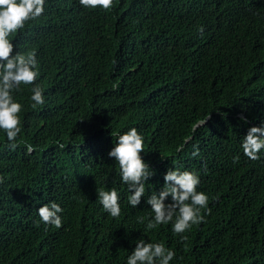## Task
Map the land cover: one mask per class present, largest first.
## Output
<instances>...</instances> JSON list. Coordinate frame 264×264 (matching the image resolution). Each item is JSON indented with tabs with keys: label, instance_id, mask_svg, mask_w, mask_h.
Segmentation results:
<instances>
[{
	"label": "trees",
	"instance_id": "trees-1",
	"mask_svg": "<svg viewBox=\"0 0 264 264\" xmlns=\"http://www.w3.org/2000/svg\"><path fill=\"white\" fill-rule=\"evenodd\" d=\"M10 39L35 51L45 104L22 85L15 149L0 130V264H127L141 238L173 250L170 264H264V150L252 161L241 147L264 126V0H46ZM131 128L155 173L137 208L108 156ZM169 168L196 173L209 197L186 241L171 222L146 229ZM111 188L117 218L98 200ZM51 202L59 229L38 215Z\"/></svg>",
	"mask_w": 264,
	"mask_h": 264
},
{
	"label": "clouds",
	"instance_id": "clouds-1",
	"mask_svg": "<svg viewBox=\"0 0 264 264\" xmlns=\"http://www.w3.org/2000/svg\"><path fill=\"white\" fill-rule=\"evenodd\" d=\"M45 2L46 0H0V130L6 133L12 149L17 147V138L22 131L20 113L24 110L14 94L23 91L22 85L31 86L30 100L33 109L43 106L45 98L42 87L36 83L39 72L35 51L16 52L10 37L24 29L29 21L39 18L44 12ZM79 3L84 8H100L104 11L114 6V0H79ZM207 119L202 123L205 124ZM241 147L248 159L259 160V153L264 150V126L249 128ZM34 151L31 144L26 146V154ZM141 153H144V141L136 128L119 135L117 143L108 153L109 158H114L119 166L121 182L127 185L130 193L128 203L133 208L141 203L145 183L155 175ZM238 161L239 156L233 157L234 163ZM163 179L164 185L160 192H153L146 200L153 214L146 229H156L171 222L174 234L180 235L181 240L186 241L188 237L183 234L193 225L203 222L201 211L207 209L210 212L209 197L204 192L197 191L200 180L194 172L169 168ZM0 183H3V177H0ZM97 194L104 211L113 218L119 217L120 195L116 189H101ZM169 197L171 202L165 203ZM62 211L59 204L51 202L40 207L38 215L45 225L59 229L62 227V218L59 215ZM138 220L140 223L144 222L143 217ZM134 243L136 246L128 256L127 264H170L175 257V252L166 248L162 242H146L141 238Z\"/></svg>",
	"mask_w": 264,
	"mask_h": 264
}]
</instances>
